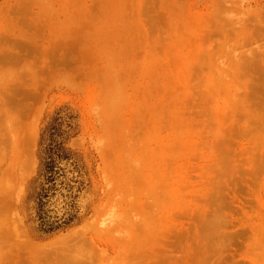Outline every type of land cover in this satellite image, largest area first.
<instances>
[{
  "label": "rangeland",
  "instance_id": "374dc122",
  "mask_svg": "<svg viewBox=\"0 0 264 264\" xmlns=\"http://www.w3.org/2000/svg\"><path fill=\"white\" fill-rule=\"evenodd\" d=\"M0 264H264V0H0Z\"/></svg>",
  "mask_w": 264,
  "mask_h": 264
},
{
  "label": "bare ground",
  "instance_id": "6f19581e",
  "mask_svg": "<svg viewBox=\"0 0 264 264\" xmlns=\"http://www.w3.org/2000/svg\"><path fill=\"white\" fill-rule=\"evenodd\" d=\"M24 149H25V151L27 150V146L26 145L24 146Z\"/></svg>",
  "mask_w": 264,
  "mask_h": 264
}]
</instances>
